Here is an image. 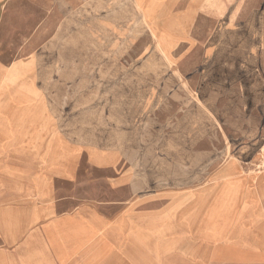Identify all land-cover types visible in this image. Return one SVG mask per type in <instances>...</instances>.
Wrapping results in <instances>:
<instances>
[{
    "label": "crops",
    "instance_id": "0c3cea01",
    "mask_svg": "<svg viewBox=\"0 0 264 264\" xmlns=\"http://www.w3.org/2000/svg\"><path fill=\"white\" fill-rule=\"evenodd\" d=\"M4 2L0 41L13 26ZM27 2L34 14L49 16L31 26L161 27L163 54L137 56L129 69L113 70L112 91L128 95L129 103L121 109L114 100L109 114L114 124L117 114L130 127L150 124L144 141L159 142L161 153L146 151L143 157L152 163L142 179L114 181L130 192L123 206L116 199L102 208L89 204L82 215L60 208L67 200L56 202L51 192L36 200L30 191L35 178L32 184L9 182L0 170V264L142 263L137 256H144L143 264H168L169 256L173 264H233L226 252L220 257L217 244L234 237L255 239L256 258L248 264H264V170L250 174L248 167L264 148V0H20V26ZM90 15L96 18L89 23ZM137 80H144L138 105L131 100ZM154 117L159 135L152 133ZM136 131L128 134L135 143ZM69 147L63 141L57 153ZM116 150L113 157H121ZM20 176L25 174L17 172L16 180ZM25 187L27 195L20 193ZM223 190L241 195L239 232L210 214ZM221 226L224 233L217 234Z\"/></svg>",
    "mask_w": 264,
    "mask_h": 264
},
{
    "label": "rangeland",
    "instance_id": "374dc122",
    "mask_svg": "<svg viewBox=\"0 0 264 264\" xmlns=\"http://www.w3.org/2000/svg\"><path fill=\"white\" fill-rule=\"evenodd\" d=\"M4 1V7L9 4L13 26H8L0 41V75L16 61L28 65L20 67L18 93L19 84H7L0 92L1 173L8 177L9 182L14 180L20 184H32L35 178L36 184L30 188L34 198H48L51 192L56 202L67 200L60 203V208L68 209L69 214L82 215L90 208L89 204L107 207L112 199L123 206L127 199L122 197L128 198L130 192L124 185L118 189L113 185L114 181L115 184H127L128 178L142 179L152 163V159L143 157L146 151L161 152L159 142L144 141L145 136H150V124L130 127L124 114L120 118L117 114L114 124L112 115L109 116L114 100L121 103V109L123 103H129L128 95H121V98L114 95L112 72L118 70L119 65L129 69L134 57L147 54L156 58L163 54L161 27L31 26L34 21L49 18L36 11L34 14L32 2L25 4V26H20V0ZM95 18V15H90L89 23ZM135 40L137 44L132 45ZM195 62L188 65L195 66ZM152 65L158 67L160 62ZM128 81L123 80L121 87L126 88ZM143 81L137 80L138 92L131 96L137 105L138 98L142 97L139 84ZM185 86L183 101L187 105L191 91L187 83ZM16 95L19 103L13 101ZM158 122L151 124L152 133L156 131L159 135ZM135 128L137 136H140L136 143L135 138L128 135L134 133ZM63 141L68 142L70 150L64 149L59 154L57 151ZM114 149H121L123 155L114 158ZM50 167L57 170L52 168L49 171ZM248 167L250 174H255L257 168L264 170V148L259 162ZM11 169L25 174L24 178L20 176L16 180L17 172L13 173ZM3 175L0 177L4 179ZM26 190L27 187L20 193L27 195ZM140 196L138 192L137 198ZM240 198L237 192L217 191L213 200L216 206L209 209L218 220L231 221L233 232H239L236 226L240 225L242 213L236 204ZM202 199L207 200V195ZM121 206L120 209L123 208ZM109 212L111 209L105 210L106 214H111ZM121 215L126 213L121 211ZM223 226L217 227V234L224 233ZM28 230L30 228H24V231ZM242 241L235 237L218 240L220 257L224 258L226 252L231 255L233 264H248L254 260L256 240ZM137 259L142 262L140 264L146 262L144 256H137ZM173 263L175 258L169 256L168 264Z\"/></svg>",
    "mask_w": 264,
    "mask_h": 264
},
{
    "label": "bare ground",
    "instance_id": "6f19581e",
    "mask_svg": "<svg viewBox=\"0 0 264 264\" xmlns=\"http://www.w3.org/2000/svg\"><path fill=\"white\" fill-rule=\"evenodd\" d=\"M26 65L25 63L17 61L12 66H10L8 69H4V72L0 75V92H2L3 89L6 88L7 84H17L18 85L20 83V73L22 72L20 67L22 66L24 67ZM19 90H20V84L18 86L17 93L19 92ZM13 99L15 103L20 102L19 101L20 99L17 95Z\"/></svg>",
    "mask_w": 264,
    "mask_h": 264
}]
</instances>
